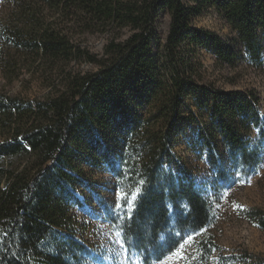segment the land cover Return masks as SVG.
<instances>
[{"label":"trees","instance_id":"trees-1","mask_svg":"<svg viewBox=\"0 0 264 264\" xmlns=\"http://www.w3.org/2000/svg\"><path fill=\"white\" fill-rule=\"evenodd\" d=\"M2 1L0 70L28 72L44 90L0 91V264H85L79 218L89 204L145 263L171 254L185 233H201L197 250L208 258L212 205L176 148L194 125L190 148L215 181L246 178L259 164L260 92L203 81L201 57L264 77V0ZM208 11L229 36L194 23ZM83 34L105 36L102 51L83 47ZM86 63L94 68H79ZM100 174L108 186L96 184ZM137 189L130 218L114 219L107 206ZM247 215L264 230V213Z\"/></svg>","mask_w":264,"mask_h":264},{"label":"rangeland","instance_id":"rangeland-1","mask_svg":"<svg viewBox=\"0 0 264 264\" xmlns=\"http://www.w3.org/2000/svg\"><path fill=\"white\" fill-rule=\"evenodd\" d=\"M4 3L0 0V12ZM167 15L160 20V33L164 35L168 29ZM194 23L222 36L231 34L224 20L214 11H208L195 18ZM81 45L93 53H100L105 43V36L83 34L79 38ZM203 81L210 82L216 87L226 90L255 88L261 94L260 108L264 114V77L255 70L240 65L237 68L222 66L216 62L212 55L204 53L201 57ZM82 70L94 68L91 64H81ZM15 71L0 70V91L8 95H22L33 97L41 93L44 87L40 81L31 77L28 72L14 75ZM195 138L194 125L190 126L176 148L179 154L183 152L190 158V166L195 174L199 186L205 191L212 207V221L206 230L215 243L213 253L204 258L197 250V241L201 233L185 235L181 244L186 247L182 258H172L169 264H245L251 258H264V230L248 219L251 211L264 213V140L258 136L257 129L252 132L254 142L261 150V160L257 167L246 177L230 178L226 182L215 181L212 171L203 156H198L197 146L190 148V142ZM187 150V152H185ZM96 184L109 185L107 174L96 176ZM109 194L104 193L107 197ZM83 217L79 220L85 222V241L90 253L85 264H161L171 254L161 258L152 259L145 263L141 254L128 249L127 260L121 252L120 233L115 230L105 218L96 204H89L81 210ZM192 237L189 242L188 238ZM180 244V245H181ZM180 245L178 248H180ZM177 248V249H178ZM176 249V250H177ZM174 250L173 252H175ZM172 252V253H173ZM250 256V257H249Z\"/></svg>","mask_w":264,"mask_h":264},{"label":"snow or ice","instance_id":"snow-or-ice-1","mask_svg":"<svg viewBox=\"0 0 264 264\" xmlns=\"http://www.w3.org/2000/svg\"><path fill=\"white\" fill-rule=\"evenodd\" d=\"M143 182L141 181L140 184ZM140 195V190L137 189L135 192L131 193V195H123V196H117L114 202L107 206L109 212L111 213L112 217L114 219H124L126 216L130 218L131 215V208L135 204L136 198ZM184 235H187L186 233L179 236L176 242H179V240L184 239ZM189 242L192 241V237L188 238ZM121 245V252H118L117 255H120L121 253L124 254L125 260H127L128 255V249L124 247V241L123 238L121 241H119ZM128 243L131 244V240H128ZM186 247L185 244H181L180 248H178L175 252L171 253L170 257H168L165 261L161 262V264H169V260L172 258H182L183 257V250Z\"/></svg>","mask_w":264,"mask_h":264}]
</instances>
